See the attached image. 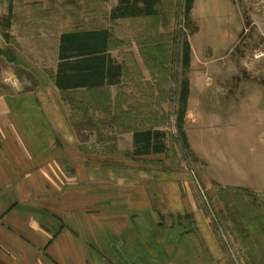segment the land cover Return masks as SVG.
Listing matches in <instances>:
<instances>
[{"label": "rangeland", "instance_id": "1", "mask_svg": "<svg viewBox=\"0 0 264 264\" xmlns=\"http://www.w3.org/2000/svg\"><path fill=\"white\" fill-rule=\"evenodd\" d=\"M10 1L8 42L18 38L33 63L49 69L56 39L65 29L63 14L23 20L14 0L6 1V14ZM30 1H41L52 13H66L68 3L79 2ZM185 1L162 0L160 18L114 22L111 31L122 37L120 51L129 59L119 88L59 94L43 85L38 93L45 108L56 111L57 130L71 141L98 143L104 153L119 140L117 162L89 173L145 188L159 220L178 223L199 259L264 264V0H193L188 15ZM0 3L5 7L4 0ZM4 35L0 30V56L9 63ZM3 77L15 82L10 73ZM183 81L188 83L184 105ZM56 99L68 111L67 122L57 112ZM182 110L186 142L178 128ZM145 129L164 132V155L134 158L125 137ZM185 198L195 204L194 215L181 211Z\"/></svg>", "mask_w": 264, "mask_h": 264}, {"label": "crops", "instance_id": "2", "mask_svg": "<svg viewBox=\"0 0 264 264\" xmlns=\"http://www.w3.org/2000/svg\"><path fill=\"white\" fill-rule=\"evenodd\" d=\"M6 1L3 8L0 3V30L8 35L2 18L7 13ZM68 4L66 22L72 23L75 32H108L105 55L112 65L121 68L120 75L112 85L60 91L55 86V76L61 62L59 41L63 29L56 39L55 62L49 69L37 67L31 55L21 50L18 38L11 42L4 38L12 62L0 56V264H214L193 253L189 238L178 223L164 225L159 220L145 188L119 184L115 179L102 181L89 173L117 162L121 151L118 139L109 143L111 151L104 153L98 152V143L71 141L57 130L56 111L47 110L38 93L43 85L59 94L119 88L129 59L120 51L122 37L111 31L114 22L160 18L164 14L162 0L154 6L153 16L116 19L111 14L118 0H79ZM21 16L23 20L31 19ZM60 26L63 27L62 20ZM26 33L25 29L19 36ZM4 72L10 73L15 82L6 80ZM57 99V112L67 122L68 111ZM135 132L125 137L130 151L134 150ZM89 149L94 153H88ZM189 198L182 200L181 208L187 216L196 213ZM91 245L99 253L92 252Z\"/></svg>", "mask_w": 264, "mask_h": 264}, {"label": "trees", "instance_id": "3", "mask_svg": "<svg viewBox=\"0 0 264 264\" xmlns=\"http://www.w3.org/2000/svg\"><path fill=\"white\" fill-rule=\"evenodd\" d=\"M118 6L113 10L111 18H124L136 16L155 15L154 6L159 0H118ZM193 0L185 1V14L188 15ZM16 9H20L24 17H31L34 20L43 21L51 15L61 17L65 29L60 36L59 41V60L57 73L55 76V86L60 91L77 88L101 87L105 83L112 85L118 79L121 68L112 65L109 58L105 55L108 41L107 31H84L75 32L71 27L72 23L65 21L69 13H60L58 11H44L40 4L26 5L21 0H14ZM141 5L142 8H139ZM12 15V3L9 4V12L4 23L9 28ZM45 15V17L43 16ZM67 20V19H66ZM68 21V20H67ZM65 22V25H64ZM72 30L73 32H65ZM7 40L8 35H4ZM185 55L183 64L188 65V45H185ZM180 101L184 105L188 97V83L183 81L180 90ZM182 110L179 115L178 128L181 131V137L186 142V137L181 130V122L184 117ZM165 134L162 131L148 129L146 131L135 132L133 134V155L135 157L166 153ZM187 144V143H186Z\"/></svg>", "mask_w": 264, "mask_h": 264}]
</instances>
